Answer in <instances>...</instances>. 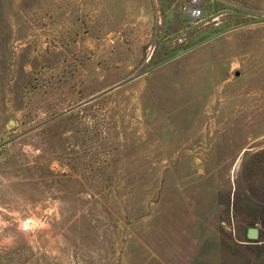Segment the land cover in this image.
Masks as SVG:
<instances>
[{"label":"rangeland","instance_id":"374dc122","mask_svg":"<svg viewBox=\"0 0 264 264\" xmlns=\"http://www.w3.org/2000/svg\"><path fill=\"white\" fill-rule=\"evenodd\" d=\"M192 1L0 0V264H264V0Z\"/></svg>","mask_w":264,"mask_h":264},{"label":"water","instance_id":"95a60500","mask_svg":"<svg viewBox=\"0 0 264 264\" xmlns=\"http://www.w3.org/2000/svg\"><path fill=\"white\" fill-rule=\"evenodd\" d=\"M259 231L257 228H248L246 231V238L248 240L254 241L258 239Z\"/></svg>","mask_w":264,"mask_h":264},{"label":"built area","instance_id":"2783aa9c","mask_svg":"<svg viewBox=\"0 0 264 264\" xmlns=\"http://www.w3.org/2000/svg\"><path fill=\"white\" fill-rule=\"evenodd\" d=\"M192 2L195 3L196 0H193ZM200 15H201V11L198 9V6H194L190 8L188 11V16L192 19H197L200 17Z\"/></svg>","mask_w":264,"mask_h":264}]
</instances>
